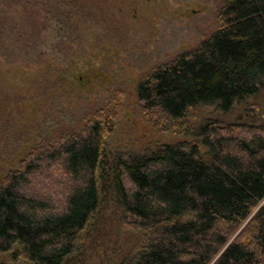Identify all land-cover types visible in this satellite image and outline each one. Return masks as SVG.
<instances>
[{
    "label": "trees",
    "instance_id": "16d2710c",
    "mask_svg": "<svg viewBox=\"0 0 264 264\" xmlns=\"http://www.w3.org/2000/svg\"><path fill=\"white\" fill-rule=\"evenodd\" d=\"M217 1L212 35L139 77L141 152L108 149L126 109L119 88L4 178L0 264H85L83 235L104 202L141 233L117 264H264V125L218 120L264 91V0ZM205 107L216 118L188 120Z\"/></svg>",
    "mask_w": 264,
    "mask_h": 264
},
{
    "label": "rangeland",
    "instance_id": "374dc122",
    "mask_svg": "<svg viewBox=\"0 0 264 264\" xmlns=\"http://www.w3.org/2000/svg\"><path fill=\"white\" fill-rule=\"evenodd\" d=\"M218 8L217 0H0V183L52 130L74 124L119 88L126 109L108 149L141 152L150 135L136 103L139 77L212 35ZM212 112L200 108L188 120L216 118ZM218 120L242 130L264 125V91ZM100 209L83 235L85 264H117L141 233L121 228L112 204Z\"/></svg>",
    "mask_w": 264,
    "mask_h": 264
}]
</instances>
